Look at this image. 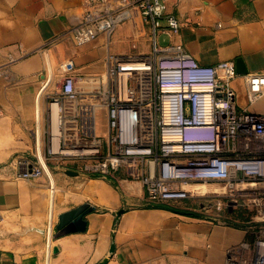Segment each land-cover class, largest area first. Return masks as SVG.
I'll list each match as a JSON object with an SVG mask.
<instances>
[{
  "label": "crops",
  "instance_id": "0c3cea01",
  "mask_svg": "<svg viewBox=\"0 0 264 264\" xmlns=\"http://www.w3.org/2000/svg\"><path fill=\"white\" fill-rule=\"evenodd\" d=\"M165 1L182 26L178 34L160 36L168 44L181 43L202 64L229 60L236 65L242 57L248 72L236 69L235 105L264 115V94L251 101L245 79L264 72V0ZM83 11L84 0H0V264H98L105 258L106 264H224L230 247L254 235L239 200L245 185L237 180L233 185L192 180L189 197L152 203L128 166L86 177L78 161L49 156L55 184L62 187L56 191L58 218L49 238L48 179L18 177L16 159L35 158L38 148L45 152L47 103L59 95L66 75L77 77L79 87H92L98 83L94 77L105 76L109 51L152 50L151 26L135 6L109 35L76 45L72 28ZM98 123L104 131L105 109ZM74 184L80 192L70 190ZM83 204L90 207L86 224L58 228L61 214Z\"/></svg>",
  "mask_w": 264,
  "mask_h": 264
},
{
  "label": "built area",
  "instance_id": "2783aa9c",
  "mask_svg": "<svg viewBox=\"0 0 264 264\" xmlns=\"http://www.w3.org/2000/svg\"><path fill=\"white\" fill-rule=\"evenodd\" d=\"M132 6L151 26V52L109 51L105 76L94 77L98 83L92 87H79L77 77L66 75L59 95L47 103L48 146L45 152L38 148L35 158H17L16 175L46 176L53 192L49 156L78 161L80 171L91 174L110 175L128 166L152 203L189 197L192 180L221 179L230 185L237 180L245 185L239 193L242 203L255 212L254 235L230 247L224 264H264V115L236 107L235 63L202 64L181 43L161 46V34H178L182 26L165 0H84L72 28L74 42L83 45L109 35L131 16ZM245 79L250 100L259 99L264 72L248 73ZM53 104L59 106V137ZM100 109L106 111L104 131L98 130ZM238 173L244 177L237 178Z\"/></svg>",
  "mask_w": 264,
  "mask_h": 264
},
{
  "label": "water",
  "instance_id": "95a60500",
  "mask_svg": "<svg viewBox=\"0 0 264 264\" xmlns=\"http://www.w3.org/2000/svg\"><path fill=\"white\" fill-rule=\"evenodd\" d=\"M236 69L240 73H247L248 72V69L245 67L242 57H238L237 58ZM72 172L74 174L78 173V171H76V170L75 171L73 170ZM86 207H88V204H83V205H81L79 207H76L75 209H73L72 211H70L68 213L61 214L59 216L58 228H64V226L72 227L75 224H77V225L86 224L85 220H84V214L90 208V207H88L87 209H85ZM70 215H73V217L68 223H66V219ZM107 261H108V259L105 258L102 261H100L98 264H106Z\"/></svg>",
  "mask_w": 264,
  "mask_h": 264
},
{
  "label": "bare ground",
  "instance_id": "6f19581e",
  "mask_svg": "<svg viewBox=\"0 0 264 264\" xmlns=\"http://www.w3.org/2000/svg\"><path fill=\"white\" fill-rule=\"evenodd\" d=\"M59 106L58 104H53L52 105V109H51V112H52V116H53V127H54V133H55V136L56 137H59V126H58V120H59ZM56 186H55V189L54 191L52 192L51 191V194H50V191H49V194H50V204H51V207H50V223H49V227L48 229H50L48 232H49V238L51 239V234H52V227H53V219L54 217L56 218V212H55V209H54V205H55V196H56ZM91 188V187H90ZM58 192V191H57Z\"/></svg>",
  "mask_w": 264,
  "mask_h": 264
},
{
  "label": "rangeland",
  "instance_id": "374dc122",
  "mask_svg": "<svg viewBox=\"0 0 264 264\" xmlns=\"http://www.w3.org/2000/svg\"><path fill=\"white\" fill-rule=\"evenodd\" d=\"M170 41H169V39H167L166 37H163V36H160V43L162 44V45H166V44H168ZM149 52H150V50H149ZM148 52V53H149ZM125 55V54H124ZM131 55H144V53H140V54H131ZM81 173L83 174V175H85L86 177H96L94 174H91V173H87V172H85V171H81ZM56 179H57V176H56ZM57 182H58V179H57ZM56 191L58 190V189H62V187H60L59 186V184L58 185H56ZM200 187V186H199ZM70 188V190H72L73 192H76V193H78V192H80L81 191V188H80V186L78 185V187L74 184L72 187H69ZM202 189H206V187L205 186H203V188ZM48 192H49V190H48ZM50 194H51V190H50ZM240 201H241V199H239ZM223 204V203H222ZM242 204H244V203H242ZM242 207H244L243 209V212H245V220H249V219H252V216H254V214H255V212L254 211H251V210H249V208H248V206L247 205H243ZM56 213H57V211H55ZM57 215V214H56ZM256 216V215H255ZM57 216H56V218L54 217V219H53V223H54V221L55 220H57ZM52 229H53V227H52ZM50 230V229H49ZM53 231V230H52ZM52 235V234H51Z\"/></svg>",
  "mask_w": 264,
  "mask_h": 264
},
{
  "label": "trees",
  "instance_id": "16d2710c",
  "mask_svg": "<svg viewBox=\"0 0 264 264\" xmlns=\"http://www.w3.org/2000/svg\"><path fill=\"white\" fill-rule=\"evenodd\" d=\"M95 176H99V175H101V174H94ZM107 178H109V179H111L109 176H107Z\"/></svg>",
  "mask_w": 264,
  "mask_h": 264
}]
</instances>
